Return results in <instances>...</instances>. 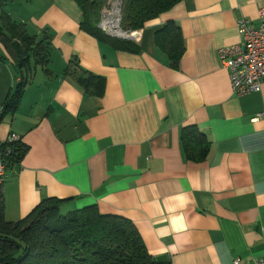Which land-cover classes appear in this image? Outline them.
I'll return each instance as SVG.
<instances>
[{
  "label": "crops",
  "instance_id": "1",
  "mask_svg": "<svg viewBox=\"0 0 264 264\" xmlns=\"http://www.w3.org/2000/svg\"><path fill=\"white\" fill-rule=\"evenodd\" d=\"M261 8L264 0H182L137 30L129 51L84 31L73 0L9 4L32 34L51 36L53 52L51 73L38 66L0 122L2 142L16 134L28 147L3 184L6 219H24L45 198L70 199L63 214L97 206L130 219L158 261L264 258V81L260 92L234 93L219 57L243 45L238 22L258 25ZM170 22L185 45L177 69L156 43ZM82 74L103 86L85 89ZM16 78L0 43V107ZM190 126L210 142L202 162L186 156Z\"/></svg>",
  "mask_w": 264,
  "mask_h": 264
},
{
  "label": "trees",
  "instance_id": "2",
  "mask_svg": "<svg viewBox=\"0 0 264 264\" xmlns=\"http://www.w3.org/2000/svg\"><path fill=\"white\" fill-rule=\"evenodd\" d=\"M19 1L23 0H0V43L15 63L16 79H20L5 104L2 119L19 108L25 87L38 66L51 73L48 69L53 52L51 36L32 34L27 24L14 20L6 11L9 4ZM73 1L83 12L81 27L84 31L117 48L138 50L133 41L110 36L99 27L108 0ZM181 1L123 0L122 28L140 30ZM156 43L168 54L172 67L179 68L185 53L179 26L168 23L157 32ZM70 66L71 63L67 74ZM75 67L76 73L79 69L77 65ZM78 81L87 90L104 83L98 76L84 74ZM182 140L189 160L202 162L208 157L210 142L196 127L184 128ZM12 149L6 158L7 170L22 162L28 147L20 140L12 145ZM2 188L3 185L0 186V264H170L158 261L150 254L130 219L102 214L97 206L63 214L62 208L70 199L45 198L24 219L9 221L5 215Z\"/></svg>",
  "mask_w": 264,
  "mask_h": 264
},
{
  "label": "built area",
  "instance_id": "3",
  "mask_svg": "<svg viewBox=\"0 0 264 264\" xmlns=\"http://www.w3.org/2000/svg\"><path fill=\"white\" fill-rule=\"evenodd\" d=\"M105 16L99 27L108 32L104 27ZM258 25H254L246 18L238 22V32L242 38V46L223 47L219 51L221 64L229 71L232 90L238 95L256 93L262 90L264 81V8L258 12ZM138 31H133L130 40H138ZM4 114V108L0 107V122ZM16 134H11L6 142L0 139V186L8 178L6 158L12 152V145L20 141ZM234 264H264V258L251 262L241 263L239 259Z\"/></svg>",
  "mask_w": 264,
  "mask_h": 264
},
{
  "label": "rangeland",
  "instance_id": "4",
  "mask_svg": "<svg viewBox=\"0 0 264 264\" xmlns=\"http://www.w3.org/2000/svg\"><path fill=\"white\" fill-rule=\"evenodd\" d=\"M123 3V2H122ZM119 5H120V0H108V6L103 10V13H102V16H101V18L102 17H106L107 18V16H108V13H110V14H112L111 15V17L110 18H112V20H115L116 19V17H117V11L119 10L120 11V7H119ZM118 9V10H117ZM122 11H120V13L118 14V19H119V23H120V25H119V29L122 31V33H125V32H127V34L129 33V34H131L132 33V31H127V30H124L123 28H122V13H121ZM109 14V15H110ZM124 37V36H123ZM68 214V213H67Z\"/></svg>",
  "mask_w": 264,
  "mask_h": 264
},
{
  "label": "bare ground",
  "instance_id": "5",
  "mask_svg": "<svg viewBox=\"0 0 264 264\" xmlns=\"http://www.w3.org/2000/svg\"><path fill=\"white\" fill-rule=\"evenodd\" d=\"M116 13H117V17L115 20H112V18H110L112 14L108 13L107 18L105 17L104 19V27H106V29L110 34L119 35L121 37L128 36L127 33H122V31L119 29V25H120L118 19L119 10Z\"/></svg>",
  "mask_w": 264,
  "mask_h": 264
},
{
  "label": "water",
  "instance_id": "6",
  "mask_svg": "<svg viewBox=\"0 0 264 264\" xmlns=\"http://www.w3.org/2000/svg\"><path fill=\"white\" fill-rule=\"evenodd\" d=\"M122 2H123V0H120V5H119L120 11H122ZM120 11H119V13H120ZM106 33L108 35H110V36L117 37V38H122V39H129L130 40L132 38V36H130L129 33H128V36H124V37H121L119 35L110 34L109 32H106ZM125 33H127V32H125Z\"/></svg>",
  "mask_w": 264,
  "mask_h": 264
}]
</instances>
